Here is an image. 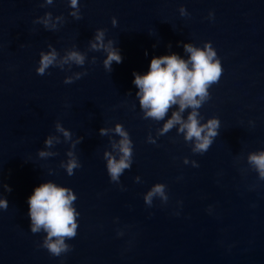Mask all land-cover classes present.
Wrapping results in <instances>:
<instances>
[{
	"label": "water",
	"instance_id": "water-1",
	"mask_svg": "<svg viewBox=\"0 0 264 264\" xmlns=\"http://www.w3.org/2000/svg\"><path fill=\"white\" fill-rule=\"evenodd\" d=\"M43 3L0 0V198L8 202L0 208V264H264V180L247 162L264 150V0H79V20L69 15V0ZM47 12L64 17L57 30L34 23ZM97 29L120 50L111 71L103 66L107 54L90 50ZM207 42L223 72L198 111L201 123L216 117L220 127L200 154L179 125L157 136L178 105L164 120L144 119L133 73L146 74L154 56L188 59L184 43ZM49 44L61 56L86 54L85 64L38 75ZM76 72L86 74L65 84ZM56 122L72 140L56 132ZM117 123L133 151L119 183L103 154L120 137L99 133ZM49 135L60 143L46 149ZM40 150L56 155L41 158ZM69 150L81 165L71 176L60 166ZM49 181L72 189L79 213L77 235L65 241L71 250L58 257L40 246L45 232L30 230L28 198ZM156 183L166 185L168 201L157 197L149 206L144 195Z\"/></svg>",
	"mask_w": 264,
	"mask_h": 264
},
{
	"label": "clouds",
	"instance_id": "clouds-1",
	"mask_svg": "<svg viewBox=\"0 0 264 264\" xmlns=\"http://www.w3.org/2000/svg\"><path fill=\"white\" fill-rule=\"evenodd\" d=\"M53 0H44L41 7L51 5ZM72 11L70 16L81 19L79 0H69ZM181 15H186L184 7L179 9ZM211 15V14H210ZM64 22L63 16L53 17L51 12L45 13L43 17H38L34 23L44 25L48 30H57L59 24ZM117 20L112 19V25L116 26ZM90 50H103L107 55L103 61L106 70H112L113 62H122L120 50L113 46V41L108 40L105 44V30L97 29L94 38L89 41ZM171 47V45H169ZM49 51H41L39 66L36 68L38 75H45L50 67H59L64 70L65 65L69 68L72 64L83 66L86 54L78 50H66L61 56L57 50L48 45ZM184 51L189 55L188 59H183L173 53L153 57L150 62L149 71L146 74L133 73V84L138 88L136 97L139 99V106L143 111V118H151L155 121L164 120L173 106L178 105V110L171 112V117L167 119L161 128L157 130V136L169 132L174 126L179 125L178 132L184 134V140L193 142V153L203 154L208 151L214 138L218 135L220 120L216 117L208 119L206 123H201L203 117L198 109L210 99L209 88L219 82L223 69L217 53L210 42L204 44L203 48L196 47L191 43L183 44ZM147 55V52L145 53ZM95 57L92 62L95 63ZM86 73L76 72L71 76H66L65 84H71ZM186 109H191L187 119H183L182 113ZM55 130L62 133L65 141L72 140V133L65 129L59 122L55 124ZM113 131L120 137L118 141L111 144L112 151L104 152L107 172L112 182L119 183L120 176L124 170L130 169L132 165V141L129 133L122 124L117 123L114 129L101 128V136L108 135ZM83 138H78L72 145L79 143ZM149 143H155L151 134L147 137ZM54 142L60 143L57 136L49 135L45 141L46 149L52 148ZM38 155L41 158L54 156L56 153L40 150ZM69 159L61 162L69 176L74 174V169L81 167L72 150L67 152ZM118 157V158H117ZM247 162L258 173L260 179L264 180V150L251 152L247 156ZM188 164L189 160L184 159ZM193 167L199 165L196 161H191ZM136 182H140V177H135ZM7 192L12 189L8 185H3ZM159 198L162 202L168 201L166 185L162 183L154 184L144 195L145 204L151 206L154 198ZM77 199L72 189L58 186L54 182H45L35 187L33 194L28 198L29 216L31 220L30 230L32 233L41 231L46 233L42 244L53 256H60L71 250L70 245L65 241L77 235L79 213L76 211L74 201ZM8 202L5 198H0V208L7 209Z\"/></svg>",
	"mask_w": 264,
	"mask_h": 264
}]
</instances>
